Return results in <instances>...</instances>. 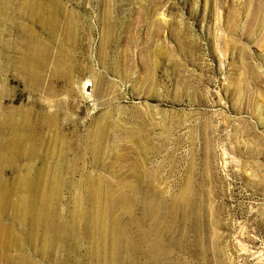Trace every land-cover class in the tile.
<instances>
[{
  "label": "rangeland",
  "instance_id": "374dc122",
  "mask_svg": "<svg viewBox=\"0 0 264 264\" xmlns=\"http://www.w3.org/2000/svg\"><path fill=\"white\" fill-rule=\"evenodd\" d=\"M32 1L0 0V119L54 150L30 264H264V0H52L56 27Z\"/></svg>",
  "mask_w": 264,
  "mask_h": 264
},
{
  "label": "bare ground",
  "instance_id": "6f19581e",
  "mask_svg": "<svg viewBox=\"0 0 264 264\" xmlns=\"http://www.w3.org/2000/svg\"><path fill=\"white\" fill-rule=\"evenodd\" d=\"M23 7L26 10V12H28L32 15L33 14L39 15L42 22L48 23L51 26L56 27L57 20H56L55 16L53 15V12H52V9L54 8L52 5V0H35L33 3H24ZM26 54H28L27 62L29 64L26 63V59H25V57H23ZM43 57H44V52L39 47L38 43H35V42L32 43L31 39L28 38L24 43L23 52H22L21 60H22L23 65L25 66V64H27V65H31V67H32L35 64H38L37 66H39V63H37V62L42 61ZM66 67H67V65H66ZM34 117L35 116L33 115V113H17V115H15V114L14 115H5L2 119H0V170L2 169V167H5L8 170H14L17 172L16 178L12 179L11 182L8 181L6 178H5V180L0 181V264H30L31 263V260L26 259L25 257H27V256H24V252L22 250V240L21 241L19 240L18 235H39L38 233H39V229L41 227L43 228V230L46 232L47 235H54V229H55L54 218H55V216H54V210L52 207V201H53L52 199L54 196L55 187L57 185L56 181L53 179V176H52V171L54 170V166H53L54 164H52L51 162H52V159L54 156V150H53V147H50L48 145L49 142H47L44 139V137L41 133V129L38 126V119L34 118ZM59 152H61V151H59ZM57 155L60 156L58 153H57ZM24 159L33 160L35 163H39V162L42 163L45 161L48 164V165L46 164L47 169L43 168V170H46V171H44L42 174H41L42 170L40 172L37 171L36 169L25 171L23 169L24 165L21 164V161ZM33 163H31V164H33ZM38 168H41V167H38ZM22 171H23V173H20ZM1 179H4V178H1ZM113 197H114V195H113ZM116 198H118V197H116ZM123 200H124V198H123ZM98 204H99V202H98ZM153 207H155V206H153ZM193 207H194V205L192 206V209H193ZM171 208H173V207H171ZM115 209H116V207H115ZM182 210H184V209H182ZM193 210H191V211H193ZM112 214H113V212H112ZM106 216H107V214H106ZM184 217H185V215H184ZM184 217H182V218H184ZM86 218H88V217H86ZM179 218L181 219V217H179ZM145 220H146V218H145ZM108 222L112 223L111 220H109ZM171 223H172V221H171ZM93 226L95 227V225H93ZM106 226H108V225H106ZM133 226H135V225H133ZM156 227H157V225H156ZM133 228H135V227H133ZM187 228L188 227H186V229ZM189 229H190V227H189ZM108 230H110V229H108ZM104 232H105V230H104ZM137 232H138V230H137ZM145 233H147V232H145ZM163 233H164V231H163ZM196 233H199V232H196ZM138 234H139V232H138ZM149 235H151V234H149ZM176 235H178V234H176ZM147 239H148V237H147ZM107 240H108V238H107ZM111 240L113 241V239H111ZM154 241H157V240H154ZM161 241H163V240H161ZM196 242H197V240H196ZM27 243H28V241H27ZM78 243H79V241H78ZM78 243H77V245H78ZM77 245H76V247H79ZM92 245H93V242H92ZM102 245L104 246V243ZM39 246H41V245L39 244ZM160 246H162V245L160 244ZM81 250H82V248H81ZM75 251H77V250H75ZM111 252L112 251L110 249V253ZM101 253H102V251H101ZM108 259H111V258H108ZM159 259H161V258H159ZM128 260H129V258H128ZM148 260H150V259H148ZM110 261H112V260H110Z\"/></svg>",
  "mask_w": 264,
  "mask_h": 264
},
{
  "label": "water",
  "instance_id": "95a60500",
  "mask_svg": "<svg viewBox=\"0 0 264 264\" xmlns=\"http://www.w3.org/2000/svg\"><path fill=\"white\" fill-rule=\"evenodd\" d=\"M88 85H89V84H87L86 87H85V92H87V93H88V91H89V90H88Z\"/></svg>",
  "mask_w": 264,
  "mask_h": 264
}]
</instances>
